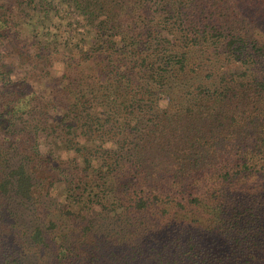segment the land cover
Returning a JSON list of instances; mask_svg holds the SVG:
<instances>
[{"label":"trees","instance_id":"obj_1","mask_svg":"<svg viewBox=\"0 0 264 264\" xmlns=\"http://www.w3.org/2000/svg\"><path fill=\"white\" fill-rule=\"evenodd\" d=\"M0 264H264V0H0Z\"/></svg>","mask_w":264,"mask_h":264},{"label":"rangeland","instance_id":"obj_2","mask_svg":"<svg viewBox=\"0 0 264 264\" xmlns=\"http://www.w3.org/2000/svg\"><path fill=\"white\" fill-rule=\"evenodd\" d=\"M62 65H63L62 62L55 63L54 67H53V72L55 74H59L61 72V70H62ZM33 86H34V88H36L38 90H45V88H46L43 81H34L33 82ZM166 104H167V99L165 97H162L161 100H160V105L164 107ZM42 149L44 151L49 150V149H53V150H55V153L58 154V155H61L62 158H66L67 156L72 155L71 152H68V151H65V150H61L60 148H58V144L54 143V142L51 145L43 146ZM99 210H100L99 206H94L91 210H89L87 212V216L89 218L90 217H95L98 214Z\"/></svg>","mask_w":264,"mask_h":264}]
</instances>
